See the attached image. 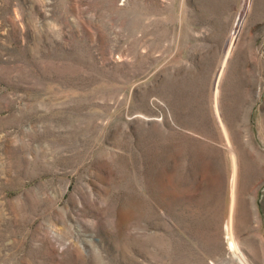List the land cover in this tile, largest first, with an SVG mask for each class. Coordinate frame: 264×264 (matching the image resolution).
<instances>
[{"label":"rangeland","instance_id":"1","mask_svg":"<svg viewBox=\"0 0 264 264\" xmlns=\"http://www.w3.org/2000/svg\"><path fill=\"white\" fill-rule=\"evenodd\" d=\"M224 59L264 264V0H0V264H239Z\"/></svg>","mask_w":264,"mask_h":264},{"label":"bare ground","instance_id":"2","mask_svg":"<svg viewBox=\"0 0 264 264\" xmlns=\"http://www.w3.org/2000/svg\"><path fill=\"white\" fill-rule=\"evenodd\" d=\"M242 17L237 18V21L240 25L242 22ZM237 31V28H236ZM226 65V60L224 59L214 77L213 80V95H214V101H215V116L218 126L220 127L222 131V135H224L225 143H224V150H225V160H226V168H227V193L228 198L230 201L231 211L229 215L228 222L225 225V235H226V241L228 243V249L233 254V256L237 259L239 264H250L248 258L243 253L241 249V244L239 242V239L237 235L235 234L234 227H233V217H234V207L236 202V192H237V184H238V170H239V158H238V152L235 149V145L232 143L229 131L226 126V122L222 116L220 107H219V94H220V80L224 73ZM224 140V139H223ZM260 156H262L261 153L258 152ZM263 158V157H262ZM264 159V158H263ZM259 161V160H258ZM262 162V161H261Z\"/></svg>","mask_w":264,"mask_h":264}]
</instances>
